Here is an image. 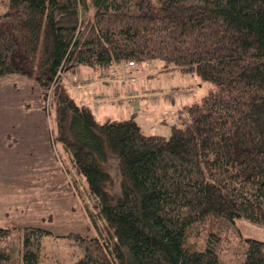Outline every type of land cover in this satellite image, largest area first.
<instances>
[{"label":"trees","instance_id":"trees-1","mask_svg":"<svg viewBox=\"0 0 264 264\" xmlns=\"http://www.w3.org/2000/svg\"><path fill=\"white\" fill-rule=\"evenodd\" d=\"M153 59L215 84L168 137L132 116L99 122L63 77ZM9 74L54 108L97 209L96 232L66 235L70 264H264V241L236 224L264 225V0H0ZM51 234L0 226V264H49Z\"/></svg>","mask_w":264,"mask_h":264},{"label":"rangeland","instance_id":"rangeland-1","mask_svg":"<svg viewBox=\"0 0 264 264\" xmlns=\"http://www.w3.org/2000/svg\"><path fill=\"white\" fill-rule=\"evenodd\" d=\"M149 63L154 69H148ZM142 70L149 75L141 74L137 78L139 83L143 81L150 87L148 94L152 92L151 88L174 87L191 103L215 90L214 83L195 73L167 70L161 60L147 61ZM64 75L72 82L74 75ZM69 93L76 96L72 88ZM155 101L150 100L137 118L145 134L168 137L173 124L181 126L188 120L185 107L179 116L173 114L175 107H171L170 102L165 103L166 108H161L164 101H160V105ZM119 108L124 117L104 114L97 120L101 123L121 120L136 112L133 108L127 109L128 106ZM55 127V110L33 80L18 74L0 76V226H40L51 231L52 234L43 241L44 251L51 257L46 260L49 264H70L76 261L78 252L71 255L76 248L66 235L69 232L82 235L96 232L90 216L97 209L87 192L85 178L72 166L69 153L56 136ZM6 130L13 135L10 145L2 138ZM236 224L243 237L264 241V225L243 217H237ZM68 255L69 260L64 261Z\"/></svg>","mask_w":264,"mask_h":264},{"label":"crops","instance_id":"crops-1","mask_svg":"<svg viewBox=\"0 0 264 264\" xmlns=\"http://www.w3.org/2000/svg\"><path fill=\"white\" fill-rule=\"evenodd\" d=\"M145 63L138 64L137 65V74L136 76L139 78V76L142 75H149L148 72H143L142 68L144 67ZM148 69H154L153 65L151 63L146 65ZM121 67V66H120ZM160 67V66H158ZM78 72V73H77ZM77 74H73L74 76H80L85 79H93V83L89 84L86 88L77 89L72 88L74 91H76V96H73L75 101L78 103L79 101H82L79 105H88L92 108V111L97 119V117H104V114H108L109 117H119L121 115L122 108H119V106H128L127 109L133 108L135 113H131L130 116L134 117V119L137 121L139 126L142 128L141 123L139 122L137 116L141 115L143 113L144 108L147 106L148 102L155 101L159 97H164L163 99H159L158 101H155L160 105V101H164L163 104L161 103V108H166L165 103L170 102L171 107H175L173 110V114L180 115L183 108L191 103H194L196 101H192L191 103H188L189 101L186 100L185 96L181 94V92L175 96L177 99L176 101H173L175 97H166L162 95V93L169 91V90H176L177 88L174 87H166L164 89H158V88H151L152 92H158L161 91V94L152 99L149 97V99H146L147 97L140 98L139 100L135 101L133 105H116L112 103L111 99L114 98L118 94L126 95L127 93H134V95H140L142 91H147L148 85H146L143 81L140 83L138 82V78L135 83L121 85L118 81H108V80H101L100 77V70L98 69H92L87 67H81L76 70ZM73 76V78H74ZM150 86V84H149ZM160 86V85H159ZM161 87V86H160ZM143 93V92H142ZM152 104V103H150ZM130 106V107H129ZM165 106V107H164ZM100 115V116H97ZM124 117V116H122ZM46 130V129H44ZM43 130V131H44ZM1 131V128H0ZM161 135V134H160ZM12 132L9 130H6L2 134V138L4 139V142L10 145V141L12 139ZM51 140V137H50Z\"/></svg>","mask_w":264,"mask_h":264},{"label":"built area","instance_id":"built-area-1","mask_svg":"<svg viewBox=\"0 0 264 264\" xmlns=\"http://www.w3.org/2000/svg\"><path fill=\"white\" fill-rule=\"evenodd\" d=\"M135 63L132 61H128L125 64L124 70L121 72L118 70V68L110 69L103 73L102 78L105 79H117L120 83L125 84L126 82H134L135 76L134 73L136 72ZM92 81H89L91 83ZM86 84V82L82 78H77L74 82V85L76 87H83ZM139 96L134 94H127V95H119L115 97V101L119 104H122L124 102L126 103H133L135 100H137Z\"/></svg>","mask_w":264,"mask_h":264}]
</instances>
